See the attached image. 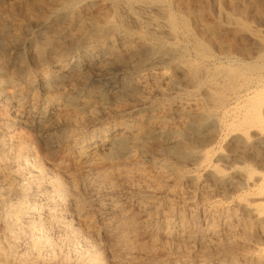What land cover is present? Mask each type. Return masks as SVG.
<instances>
[{"label":"bare ground","instance_id":"6f19581e","mask_svg":"<svg viewBox=\"0 0 264 264\" xmlns=\"http://www.w3.org/2000/svg\"><path fill=\"white\" fill-rule=\"evenodd\" d=\"M107 1L111 13L90 19L77 10L92 1L65 0L53 25L0 15L7 245L29 235L38 256L56 226L90 248L75 264H105L104 236L114 264H264V47L234 58L220 28L193 30L195 12ZM13 255L0 264L57 263Z\"/></svg>","mask_w":264,"mask_h":264},{"label":"rangeland","instance_id":"374dc122","mask_svg":"<svg viewBox=\"0 0 264 264\" xmlns=\"http://www.w3.org/2000/svg\"><path fill=\"white\" fill-rule=\"evenodd\" d=\"M64 1L65 0H0V15L8 17V18L13 19V20H16L17 21L16 24L18 23L19 25L35 24L37 22H41L42 20H44L43 19L44 16L48 17L52 13V11L57 9L58 7H60ZM89 1H92L94 3L91 7L87 8L86 6L80 5L79 8H81V9L78 8V10H77V12L80 15L82 14L81 15L82 17L85 16L84 18L92 19V18H99L100 16L108 15L109 13H111V10H112L111 5L107 0H89ZM168 1L172 5L171 6L172 11L178 12L182 15L184 14L186 16H188L190 12H195L197 14L195 21H192L193 30L197 29V27L201 29V28H203V26H207V25H208L207 27L213 26L215 28L216 27L220 28V31H222L224 33V35H226L227 41L230 42L232 44L231 46L234 47V54H235V55H233L234 58H238V56L240 54H242L243 52H245L247 49L255 48L257 46L264 47V0H172V1L168 0ZM185 3H187V4H185ZM109 5H110V7H109ZM176 7H178L179 10ZM50 17L51 16H49V18ZM51 18L52 19L48 20V23H50V25H53L54 20H53V17H51ZM19 21H20V23H19ZM209 21H211V22H209ZM248 37H250V38H248ZM257 39H258V41H257ZM240 48L243 51H241ZM263 74H264V72H263ZM235 106H236V104L232 102L231 106L228 109L233 110V108H235ZM215 123H216V126H218V127H216V130H217L216 136L210 140V142H209L210 146L209 147L217 149L222 144L220 137H223L224 131H222L221 127L219 126L218 121ZM224 149H225V150H223L224 152L221 150V152L218 154V156L216 157L217 159H220L221 156L228 154L227 148L224 147ZM220 163L225 164L223 162H220ZM251 166L254 169L257 168V165L255 162L251 163ZM31 194L27 199L28 202H31V203L36 202L39 205H41V207L43 206L44 208L49 205L42 194L39 195L37 193L38 194L37 195L35 191H32ZM119 199L118 200L121 201V203H126L128 201L127 195L123 194V193L119 194ZM48 208L49 207H46V209H48ZM44 211H45V209H44ZM135 211H136L135 214H138L139 210L137 211V209L134 208V212ZM44 213H46V212H44ZM138 218L140 220L143 219V216L140 214V212L138 214ZM75 226L77 228H79V225L77 223H75ZM43 232H44V234H46V236L48 238L50 237L48 240H50L52 245H51V249L47 250V249L41 248L40 251H38V256L41 259L42 258L43 259H45V258L46 259H49V258L54 259L57 257L56 259H54V261H57V263H55V264H60L64 260L69 261L70 263L74 262V264H75V261H77L78 258H80L82 255H85L86 254L85 252L90 251V248L85 244L84 238H79L80 239L79 240L78 237H76L71 231H65V230L60 229V228L58 229L56 226H51V228L50 227L43 228ZM24 235H22L23 237L20 238L18 247L12 249L11 247H9V245H7L8 243L4 237V232H3V229L0 225V253L3 254V252H4V254H7V255H8V253H12V254H14L13 256L17 257V258L21 255L22 256L26 255V256H29V258L36 261L35 258L38 256H33L32 250H30L31 249V247H30L31 237L29 235H27V236H24ZM64 235L67 238L64 237ZM28 237H30V238H28ZM74 238H76V239H74ZM144 238L145 237L142 236L143 240L146 239V238L145 239ZM110 241H111L110 236H104L102 241H101L104 244V248L100 252L101 253L105 252L104 255H103V253L101 255L103 258V261H105L104 262L105 264H114V260H115L114 256H113L114 252L111 251V248L109 245ZM69 242H71V243H69ZM105 245H106V247H105ZM57 246H59V247H57ZM87 247H88V249H87ZM45 250H47L49 252H47ZM51 251H52V253L53 252L54 253L52 254ZM110 251H111V253H110ZM15 252H17V253H15ZM78 252L80 254H82V253L83 254L80 255ZM107 253H109L110 255H108ZM39 254H41V255H39ZM47 255L49 257H47ZM52 256H54V257H52ZM62 259H64V260H62ZM71 259H72V261H70ZM74 259H76V260H74ZM39 263L42 264V262H38L37 264H39Z\"/></svg>","mask_w":264,"mask_h":264}]
</instances>
